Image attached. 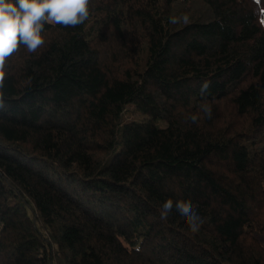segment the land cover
I'll return each mask as SVG.
<instances>
[{
	"label": "trees",
	"instance_id": "16d2710c",
	"mask_svg": "<svg viewBox=\"0 0 264 264\" xmlns=\"http://www.w3.org/2000/svg\"><path fill=\"white\" fill-rule=\"evenodd\" d=\"M43 36L0 90V264H264V0H91Z\"/></svg>",
	"mask_w": 264,
	"mask_h": 264
},
{
	"label": "clouds",
	"instance_id": "9594fccd",
	"mask_svg": "<svg viewBox=\"0 0 264 264\" xmlns=\"http://www.w3.org/2000/svg\"><path fill=\"white\" fill-rule=\"evenodd\" d=\"M91 0H0V90L5 85L6 60L23 46L29 53H35L45 44L43 36L45 24L75 27L89 17ZM187 22V17H184ZM178 22L172 18V23ZM208 82L201 85V95H205ZM0 91V104L3 103ZM203 114L211 117L210 105H203ZM193 123L198 117H190ZM173 201L166 200L161 208V220H167L173 209ZM175 209L195 233L199 231L200 218L190 202L176 201Z\"/></svg>",
	"mask_w": 264,
	"mask_h": 264
},
{
	"label": "rangeland",
	"instance_id": "374dc122",
	"mask_svg": "<svg viewBox=\"0 0 264 264\" xmlns=\"http://www.w3.org/2000/svg\"><path fill=\"white\" fill-rule=\"evenodd\" d=\"M128 109H127V111H126V117L128 118V117H133V118H139V117H142V116H144V114L143 113H141L140 111H137V112H135V111H133L132 109V105L131 104H129L128 106ZM161 125H165L166 124V121L165 120H163V119H160L159 121H158Z\"/></svg>",
	"mask_w": 264,
	"mask_h": 264
}]
</instances>
